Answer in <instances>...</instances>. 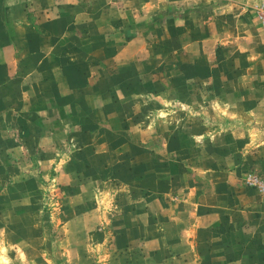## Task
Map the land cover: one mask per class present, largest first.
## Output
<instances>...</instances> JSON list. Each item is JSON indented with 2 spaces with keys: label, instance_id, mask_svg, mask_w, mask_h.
Here are the masks:
<instances>
[{
  "label": "rangeland",
  "instance_id": "1",
  "mask_svg": "<svg viewBox=\"0 0 264 264\" xmlns=\"http://www.w3.org/2000/svg\"><path fill=\"white\" fill-rule=\"evenodd\" d=\"M262 12L0 0V264H264Z\"/></svg>",
  "mask_w": 264,
  "mask_h": 264
},
{
  "label": "built area",
  "instance_id": "2",
  "mask_svg": "<svg viewBox=\"0 0 264 264\" xmlns=\"http://www.w3.org/2000/svg\"><path fill=\"white\" fill-rule=\"evenodd\" d=\"M259 18H260L261 23H262V25L264 27V12L260 13V17ZM247 181H248L249 184H253V185L256 184V179L254 177L249 176Z\"/></svg>",
  "mask_w": 264,
  "mask_h": 264
}]
</instances>
